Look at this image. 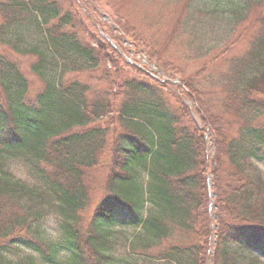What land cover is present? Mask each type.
Masks as SVG:
<instances>
[{
	"label": "trees",
	"instance_id": "1",
	"mask_svg": "<svg viewBox=\"0 0 264 264\" xmlns=\"http://www.w3.org/2000/svg\"><path fill=\"white\" fill-rule=\"evenodd\" d=\"M193 1L166 0L183 15L157 43L118 17L119 37L133 40L120 51L93 32L78 0H0V264H113L105 241L119 226L140 229L132 246L144 262L262 263L264 0L228 2V18L203 12L209 28H240L255 13L257 32L242 56L221 42L190 72L196 61L169 49ZM122 51L145 53L177 80L157 79ZM20 56L42 84L34 94ZM15 161L32 183L8 170ZM96 168L106 170L102 195L81 232ZM51 210L62 217L57 241L31 231ZM21 249L36 256L14 260Z\"/></svg>",
	"mask_w": 264,
	"mask_h": 264
},
{
	"label": "rangeland",
	"instance_id": "2",
	"mask_svg": "<svg viewBox=\"0 0 264 264\" xmlns=\"http://www.w3.org/2000/svg\"><path fill=\"white\" fill-rule=\"evenodd\" d=\"M78 1L80 2V5L77 6L78 9L80 11H83L84 9L86 15L90 17V20L87 22L88 25L93 22L97 25L95 28H91L93 32H100L104 37L112 39L110 41H112L114 46L120 51L119 43H123L125 47L129 46L132 48V45H129V43H132L133 40L124 37L122 39L119 37L122 36V32L116 27L114 22L118 17L128 19L129 24L135 27L143 38L157 43L158 41L163 40L166 35L177 27L176 23L179 17L183 15V10L180 4L168 3L166 0H113L112 3H110L109 0ZM233 1L234 0H194L192 2L189 17L184 29L179 34H176L175 41L169 49V52L174 57L180 55L187 61H196L194 64L190 65V72L203 67L204 59L207 57L204 58V56L206 53H209L208 49H217L221 42L224 44L226 41L230 42L233 40L235 44V56L240 57L245 53V49L250 44L249 42L255 37L257 32L255 13H252L247 22L240 25V28L236 27V25L238 26L239 24H235V21L234 23L232 22V24L228 23L221 27L218 26V28L214 25H212V28H209V18H207L206 15L204 16L203 12L207 10L212 11L213 7L217 9L215 13H218L221 18L232 17L229 11H223L228 7L226 4L228 2L232 3ZM236 2L239 3V0ZM95 8H99L100 12H92V9L94 10ZM244 24L247 25L243 28ZM196 31H199V33H196ZM116 37L119 40H117ZM4 49L5 48H0V52H6ZM135 52L130 54V56L123 51L122 54L128 59L127 61L129 63H135L139 68L145 69L146 72L155 75L157 79L162 81L167 80L169 74H166L162 65H157L154 61L148 58L145 53H139L137 55ZM217 56L218 53L216 54V57ZM17 61L29 82L30 93H36L41 89L42 84L38 77L30 70V65L33 60L30 57L20 56L17 58ZM211 63L212 61H209V64ZM214 66L216 70L215 73H220L223 70L222 62H215ZM130 73L133 75H139L134 72ZM169 76L174 81L177 80L176 76ZM138 77L141 76L139 75ZM210 99L211 100H208L210 101L209 104L214 105L216 97L212 96ZM183 100L190 107L194 119L199 122L195 113V108L185 97H183ZM261 121L264 122V117ZM259 168L264 177V163H260ZM8 170L17 179L26 183H32L30 182L31 177L29 173L31 168L26 166L23 161L9 162ZM105 175L106 170L101 168H96L88 173L87 185L91 190V202L88 208L79 213L81 222L83 223H81L80 226L81 232L86 230V225L91 217L92 210L102 195V186L105 182ZM61 222L62 217H59L54 210H51L32 224L31 231L34 235L37 233L39 238L41 237L48 241H57L60 237ZM137 232H140V229L123 226L113 227L110 236L105 241V253L112 255L113 264H165L154 262L153 260H147L146 262L143 261V258L139 254V247L132 246L134 236ZM24 256L34 257L36 255L31 251L21 249V251L15 254L13 258L14 260H20V258ZM64 259V256H60L59 261L62 262ZM261 264H264L263 259Z\"/></svg>",
	"mask_w": 264,
	"mask_h": 264
}]
</instances>
